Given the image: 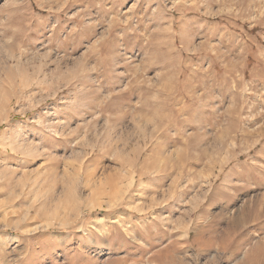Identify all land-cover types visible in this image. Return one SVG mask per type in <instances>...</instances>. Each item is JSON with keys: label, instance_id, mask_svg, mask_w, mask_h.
<instances>
[{"label": "rangeland", "instance_id": "obj_1", "mask_svg": "<svg viewBox=\"0 0 264 264\" xmlns=\"http://www.w3.org/2000/svg\"><path fill=\"white\" fill-rule=\"evenodd\" d=\"M259 238L264 0H0V264H236Z\"/></svg>", "mask_w": 264, "mask_h": 264}, {"label": "bare ground", "instance_id": "obj_2", "mask_svg": "<svg viewBox=\"0 0 264 264\" xmlns=\"http://www.w3.org/2000/svg\"><path fill=\"white\" fill-rule=\"evenodd\" d=\"M233 5V4H232ZM133 28V27H132ZM56 216V215H55ZM239 226V225H238ZM242 226V225H241ZM225 230V229H224ZM219 232V231H218ZM245 237V236H244ZM242 238V237H241ZM241 238H238V239H236V240H234L235 242L232 244V246H231V248H232V250H230L231 252H228V254H229V257L230 256H233V255H236V253L240 250V249H242L243 247L242 246H244V245H242L241 244V241H240V239ZM246 239V238H245ZM264 239V238H263ZM263 239L261 240L260 238H259V240H256V241H254L253 242V244H251L250 245V247H249V249H247L246 251L248 252V254H247V256L248 257H246V259H244L243 261H240V260H238L237 258V260L234 258V257H232L234 260H236V264H264V241H263ZM243 241V240H242ZM246 241H247V239H246ZM245 241V242H246ZM242 243H244V241L242 242ZM247 243V242H246ZM249 243H250V241H249ZM217 245H218V243H217ZM216 245V246H217ZM221 247L222 248H225L226 246H225V244H224V242H222V245H221ZM227 248V247H226ZM203 250V249H202ZM235 257H237V256H235ZM243 257V256H242ZM241 257V258H242Z\"/></svg>", "mask_w": 264, "mask_h": 264}]
</instances>
